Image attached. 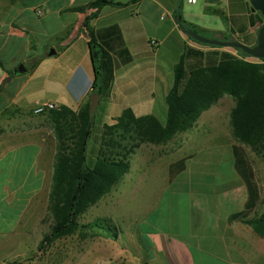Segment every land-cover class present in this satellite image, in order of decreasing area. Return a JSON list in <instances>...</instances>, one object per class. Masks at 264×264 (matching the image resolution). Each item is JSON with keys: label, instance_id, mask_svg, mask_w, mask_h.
<instances>
[{"label": "crops", "instance_id": "0c3cea01", "mask_svg": "<svg viewBox=\"0 0 264 264\" xmlns=\"http://www.w3.org/2000/svg\"><path fill=\"white\" fill-rule=\"evenodd\" d=\"M97 2L106 3L90 28L118 27L132 56L114 71L97 107L116 103L125 110L163 115L184 48L205 50L179 29L176 15L201 36L222 41L227 36L249 47L256 45L263 24L249 0H197L194 5L187 0H7L0 36L4 29L7 46L20 54L10 56L7 67L0 57V264L16 258L22 264H47L50 250L51 260H58L54 254L60 249L54 244L45 253L37 250L49 231H44V218L56 142L46 111L35 114L34 108L52 104L76 111L88 99L94 68L83 22ZM20 65L24 72H17ZM233 107L232 98L223 96L200 114L195 133L184 136V146L196 147L188 154L175 159L157 155L135 170L130 158L142 146L135 149L128 172L88 209L90 219L112 216L117 240L86 231L83 250L69 254L64 264H264V235L244 222L264 215V164L259 166L261 180L251 164L258 197L246 208L249 193L235 169L237 143L229 125ZM97 145L89 139L91 156ZM246 152L251 162L253 154ZM238 213L243 215L233 219Z\"/></svg>", "mask_w": 264, "mask_h": 264}, {"label": "trees", "instance_id": "16d2710c", "mask_svg": "<svg viewBox=\"0 0 264 264\" xmlns=\"http://www.w3.org/2000/svg\"><path fill=\"white\" fill-rule=\"evenodd\" d=\"M104 3L90 5L96 8L95 12L86 16L83 22L94 68L90 95L100 97L108 94L114 71L132 61L118 27L93 31L89 26ZM177 17L184 28L195 31L193 26L181 21L180 15ZM191 41L205 50L186 46L180 55L174 66L172 87L165 97V122L152 114L137 117L131 109L124 110L121 117L104 127L100 153L92 167L87 165L86 158L94 118L89 113V97L76 111L55 107L45 112L56 142V154L47 206L52 225L38 243L39 252L45 253L58 239L76 234L84 237L88 230L98 231L116 241L118 231L111 223L103 219L81 223L79 218L128 172V158L139 145L168 142L177 133L189 129L202 112L223 96L234 101L229 125L237 143L233 147L235 169L248 189L246 208L253 206L258 189L246 151L264 164V59L247 61L252 57L239 49L230 52ZM223 41H228V37L224 36ZM243 44L249 47L245 42ZM124 141L130 143L128 148L122 145ZM242 215L238 213L232 217ZM244 222L256 233L264 235V215Z\"/></svg>", "mask_w": 264, "mask_h": 264}, {"label": "rangeland", "instance_id": "374dc122", "mask_svg": "<svg viewBox=\"0 0 264 264\" xmlns=\"http://www.w3.org/2000/svg\"><path fill=\"white\" fill-rule=\"evenodd\" d=\"M7 6V0H0V17L1 16H6L7 17V11L4 12V7ZM31 25L34 28H38V24L35 22V20H30ZM3 36H0V46L1 44L4 42L3 46H2V50L0 53V57L3 60L5 66L7 67V60L10 58V56H13L14 54L16 55V57H19L20 52L17 51L14 48V46L12 45H8L7 46V36H6V32L3 29ZM205 37V36H204ZM7 54L9 55V57H7ZM125 109H122L119 107V104L114 103L113 105L111 104H103L101 103L94 111V118H93V126H92V134L90 137V143L91 145L93 144L94 148L97 145L96 151L94 152V156H91L90 151H86V158H87V165L91 166L94 161L95 158L99 155L100 151H97V149L100 147L101 143H102V138H103V132H104V127L106 125H110L112 124V122H114L117 118L121 117L123 111ZM134 114L138 117L140 116H144V115H149L151 113L155 114L161 121L165 120V112H166V107H165V112H163V115H160L159 113H157L156 111L153 110H135L133 111ZM152 114V115H153ZM46 118L48 119L47 113H46ZM207 126L204 127H200V130H206ZM195 133V129L193 127V125L182 132L177 133L171 140H169L168 142L161 144V145H153V144H141L139 145L136 149H138L139 147L140 150H138V153H136V155L132 158H130V162L132 167L136 170L139 166H143L145 164V166H147L148 161L151 159H157V155L162 157L164 154L165 155H169V157L171 159H175L176 157L180 156L181 154H188L191 150H193L194 145L192 146H184V136L186 134H194ZM93 142V143H92ZM129 142L126 143V141H124L122 143V145L126 146L128 148L129 146ZM190 144V141H189ZM135 151V150H134ZM133 151V152H134ZM129 159V158H128ZM152 163H154L152 161ZM251 164L252 167L254 169L255 175H256V179L261 180V174L259 173V166H263V162L255 157V156H251ZM138 174V173H137ZM263 176V175H262ZM141 190L145 191L148 187V183L147 185H141ZM132 209L136 208V206H130ZM134 210V209H133ZM90 213L89 210H87L80 218L79 221L81 223H86L90 218ZM100 217V218H98ZM112 216H108V217H104L102 218V216H99L98 214H96L95 216H92V218L90 219V221H94L95 219H103L106 220L107 222L111 223V218ZM88 221V222H90ZM52 225V220L51 217L49 216L48 212L45 213V218H44V231L46 232L47 230H49V228ZM89 231V230H88ZM92 232H94L93 230H91ZM86 232V231H85ZM96 234V233H95ZM84 237H80L77 234L74 236H70V237H65V238H61L58 239L54 245L57 246V248H59V252L54 254V257L58 260L55 261L51 260L53 257L52 254V250H50L48 252V259L45 257V261L47 260V264H64V262L67 259V256L70 255H75L77 253V251H82L83 250V239ZM80 255H82V253H79ZM46 256V254H45ZM13 262H16L17 264H22V259L21 258H16L13 259ZM28 264H35V263H28ZM43 264H46L43 263Z\"/></svg>", "mask_w": 264, "mask_h": 264}, {"label": "water", "instance_id": "95a60500", "mask_svg": "<svg viewBox=\"0 0 264 264\" xmlns=\"http://www.w3.org/2000/svg\"><path fill=\"white\" fill-rule=\"evenodd\" d=\"M208 2H218L219 0H207ZM251 10L255 12H259L260 15L263 18V24L259 30L258 37H257V43L254 47H248L243 45L240 42H234V41H222L218 39H210L204 36H201L195 31H192L190 29H186L183 27L179 19H176L177 25L179 29L191 40L196 41L200 44L210 45V46H216L221 48H230V49H239L243 53L251 56L255 59H264V0H249ZM54 53L53 50L51 52ZM25 68L20 65L17 68V72L21 73L24 72ZM99 95L97 94H91L89 96V113L90 116L93 117L95 108L98 105Z\"/></svg>", "mask_w": 264, "mask_h": 264}, {"label": "built area", "instance_id": "2783aa9c", "mask_svg": "<svg viewBox=\"0 0 264 264\" xmlns=\"http://www.w3.org/2000/svg\"><path fill=\"white\" fill-rule=\"evenodd\" d=\"M225 1V0H222ZM187 2L189 4H196L197 0H187ZM55 107L52 104H37L34 108V113L35 114H40L44 111L50 110V109H54Z\"/></svg>", "mask_w": 264, "mask_h": 264}]
</instances>
